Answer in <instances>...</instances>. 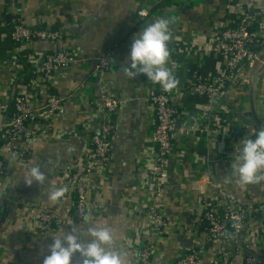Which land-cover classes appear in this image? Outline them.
Segmentation results:
<instances>
[{
    "label": "crops",
    "instance_id": "obj_1",
    "mask_svg": "<svg viewBox=\"0 0 264 264\" xmlns=\"http://www.w3.org/2000/svg\"><path fill=\"white\" fill-rule=\"evenodd\" d=\"M8 2L0 0V8L4 10ZM141 8L148 10L146 18H138ZM255 9L264 10V0H18L11 11L5 9L7 24L19 20L30 29L59 31L62 38L60 43L33 41L25 48L4 52L0 58V125L7 120L19 89L16 84L26 77L23 52L38 56L63 49L77 61L27 88L32 108H39L38 99L47 84L63 107L46 124L34 121L38 136L29 144L24 161L6 160L0 175V257L12 264H43L53 238L76 227L80 239H88L84 219H62L58 227H44L27 210H69L71 194L52 202L45 193L50 187H61L63 174L88 160L89 137L101 122L102 84L122 104L111 118L114 130L109 161L90 178L87 215L93 225L113 231L114 246L125 253L126 264H139L137 256L144 241L139 230L146 222L140 210L151 197L147 178L152 155L148 140L153 132L150 97L157 84L144 74L126 77L122 66L135 34L160 17L170 21L166 66L179 80L178 88L169 92L179 110L177 121H206L209 129L188 137L173 134L159 198L169 225L155 238L148 264H173L204 236L199 226L193 231L179 227H191L195 221L198 199L209 192L208 181L228 191L240 204L264 205V181L242 187L230 168L241 141L254 139V132L264 128V47L259 61L246 68L240 82L225 86L215 101L189 91L193 83L214 84L223 74L225 59L211 44L215 33L232 24L237 14ZM106 54H110V69L97 76L93 66ZM33 166L45 174L44 185L25 183ZM263 218L253 215L243 224L241 245L226 264H244L247 255L264 261V246L250 242L259 234ZM221 246L215 240L207 244L197 264H209ZM73 264H79L78 255Z\"/></svg>",
    "mask_w": 264,
    "mask_h": 264
},
{
    "label": "built area",
    "instance_id": "obj_2",
    "mask_svg": "<svg viewBox=\"0 0 264 264\" xmlns=\"http://www.w3.org/2000/svg\"><path fill=\"white\" fill-rule=\"evenodd\" d=\"M17 1L9 0L5 9L11 11ZM4 10L0 8V28L5 24L7 12ZM148 15L149 12L145 8H141L137 12L140 19L146 18ZM253 25L257 26L256 30H252ZM263 35V9L247 10L237 14L232 24L217 31L211 40L213 49L222 54L225 59L223 74L214 84H205L200 81L193 83L189 90L190 94L201 95L210 101H215L225 86L240 82L246 68L259 61L256 48L264 44ZM10 36L21 48H25L33 41L60 43L62 38L59 31L30 29L19 20L12 23ZM76 61L77 58L71 52L63 49L38 56H27L25 64L27 63L29 68L25 76L29 74H33V76L18 89L12 100L13 111L8 114L7 120L0 125V175L5 169L8 158L14 157L19 161H24L28 156V146L38 136V131L33 126L34 121L39 120L46 124L47 121L62 111V100L49 84L39 96V108L37 110L31 106L27 88L37 80L47 81L54 73L69 67ZM110 66V54L103 55L93 66L94 74L101 76L110 69ZM99 89L102 109L101 122L98 130L89 137L91 145L89 158L76 169L65 172L60 181L61 187L67 186L69 189L67 194L72 195L69 210L62 213L51 209L27 210L32 219L44 227H58L62 219H72L77 222L83 220L90 206L87 202L90 178L109 161L110 139L114 130L111 118L122 102L105 85L101 84ZM150 103L153 132L148 140L152 155H150L151 163L147 178L150 184L151 197L149 203L140 210L144 214L146 222L139 230V235L144 240L137 256L139 264L149 263L154 253L155 238L169 225L160 209L159 198L162 195V187L166 178V166L173 146V134L188 137L209 129V123L206 121L202 124L188 120L178 122L179 110L173 103L169 92H165L159 84L150 97ZM206 112H208V108H206ZM207 185L209 192L207 194L202 193L203 196L198 199L197 204L200 208L195 221L192 223L193 226L179 227L193 231L199 226L203 230L204 236L195 247L175 259L173 264H197L204 253L205 246L214 240L220 241L222 246L218 248L209 264H226L231 253L235 252L241 245L243 224L253 215L264 216V205L247 207L236 202L228 191L217 186L214 182L208 181ZM236 223L240 224L239 229L233 227ZM250 242L253 245L262 244L264 246V218L259 234H254L250 238ZM233 246L234 251H232ZM243 263L264 264V261L247 255L244 257ZM0 264L12 263L0 257Z\"/></svg>",
    "mask_w": 264,
    "mask_h": 264
},
{
    "label": "clouds",
    "instance_id": "obj_3",
    "mask_svg": "<svg viewBox=\"0 0 264 264\" xmlns=\"http://www.w3.org/2000/svg\"><path fill=\"white\" fill-rule=\"evenodd\" d=\"M170 39V21L167 18H157L143 27L135 34L126 64L122 66L125 76L134 79L144 74L165 92L177 89L179 80L166 66L170 57ZM254 135V139L246 137L241 141L230 166L236 183L242 187L258 185L264 181V128L256 130ZM45 180L46 176L39 166H33L24 179L27 185L33 181L44 185ZM68 191L67 186L50 187L45 194L49 201L56 202L64 198ZM83 219L88 225V239L81 240L76 227L63 237L53 238L43 264H73L77 255L79 264H126L125 253L117 251L114 246L113 231L108 226L93 225L87 214ZM233 227L239 229L240 224L236 223Z\"/></svg>",
    "mask_w": 264,
    "mask_h": 264
},
{
    "label": "trees",
    "instance_id": "obj_4",
    "mask_svg": "<svg viewBox=\"0 0 264 264\" xmlns=\"http://www.w3.org/2000/svg\"><path fill=\"white\" fill-rule=\"evenodd\" d=\"M11 29H12V25L11 24H7L6 21H5L4 26H2L0 28V58H2V56L4 55L5 51L11 49L12 47H14L16 49H17V47H19L18 43H16L15 41H13L11 39V36H10ZM256 29H257V26L253 25L252 26V30H256ZM262 39L264 41V35L262 36ZM263 47H264V44L261 45V46H258L256 48V53L260 54ZM26 55H27V51L22 53L21 63L23 62L24 66H25V67H23L24 70L22 72L26 71V69L29 68L28 64L27 63L25 64V61H26V58H27ZM32 76H33V74H29L28 76H26L24 78V80H21L20 82H18V84H16V88L17 89L21 88L25 83H27L32 78ZM12 111H13V106L11 107V109L9 111V114ZM0 146H1V142H0ZM232 254H233V252H232Z\"/></svg>",
    "mask_w": 264,
    "mask_h": 264
},
{
    "label": "water",
    "instance_id": "obj_5",
    "mask_svg": "<svg viewBox=\"0 0 264 264\" xmlns=\"http://www.w3.org/2000/svg\"><path fill=\"white\" fill-rule=\"evenodd\" d=\"M255 124H256V126H257V128H258V123H257V121H255ZM232 251H234V246L232 247Z\"/></svg>",
    "mask_w": 264,
    "mask_h": 264
}]
</instances>
